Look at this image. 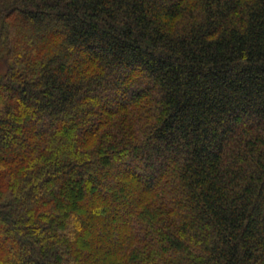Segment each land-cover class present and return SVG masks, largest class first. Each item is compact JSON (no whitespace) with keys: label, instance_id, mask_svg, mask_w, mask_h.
Returning <instances> with one entry per match:
<instances>
[{"label":"trees","instance_id":"trees-1","mask_svg":"<svg viewBox=\"0 0 264 264\" xmlns=\"http://www.w3.org/2000/svg\"><path fill=\"white\" fill-rule=\"evenodd\" d=\"M0 264H264V0H0Z\"/></svg>","mask_w":264,"mask_h":264},{"label":"rangeland","instance_id":"rangeland-1","mask_svg":"<svg viewBox=\"0 0 264 264\" xmlns=\"http://www.w3.org/2000/svg\"><path fill=\"white\" fill-rule=\"evenodd\" d=\"M41 123V122H40Z\"/></svg>","mask_w":264,"mask_h":264}]
</instances>
